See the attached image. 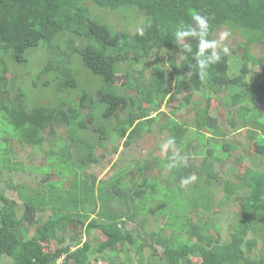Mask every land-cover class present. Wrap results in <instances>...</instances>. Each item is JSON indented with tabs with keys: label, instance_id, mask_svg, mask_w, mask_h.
Segmentation results:
<instances>
[{
	"label": "trees",
	"instance_id": "trees-1",
	"mask_svg": "<svg viewBox=\"0 0 264 264\" xmlns=\"http://www.w3.org/2000/svg\"><path fill=\"white\" fill-rule=\"evenodd\" d=\"M95 9L136 16L143 27L134 34L117 30L93 19ZM197 13L208 18L210 35L227 29L245 40L244 47L261 46L259 56L247 58L250 67L238 81L230 80L225 52L218 53L220 60L208 68L204 81L190 75L198 69V43L192 37L177 43L175 32L180 26L193 27ZM35 49H47L57 59L32 76L35 89L57 82L56 94L45 91L42 96L55 97L50 104L35 101L12 75V67L33 64L28 54ZM154 52L162 67L156 66L149 78L120 67H135ZM163 54L171 57L169 63L177 55L183 60L170 68ZM74 56L103 78L99 100L87 90L76 102L58 99L80 85L71 67ZM123 78L135 95L121 94ZM223 91L228 93L222 102L229 112L227 127L245 132L248 144L226 140L228 132L212 113L220 107L213 109V100ZM171 94L184 97L177 111L184 103L193 105L196 116L191 123L170 117L165 157L156 154L155 148L162 146L155 141L151 151L140 153L128 167L111 159L103 163L106 156H99L98 148L113 146L116 153L121 141L130 148L153 133L158 120L151 113L167 104ZM196 95L205 102L194 100ZM263 105L264 0H0V261L93 264L100 254L107 264H130L133 253L142 256L150 249L148 264H264ZM163 131L160 126L159 134ZM249 145L255 146L249 157L253 155L256 169L247 168L243 177L234 173V166L224 173L217 169L216 163L224 164L238 150H243L237 157L243 163ZM26 149L32 151L27 159ZM38 156L47 158V165L36 164L44 178L16 182L14 173L23 172L25 161ZM198 156H204L200 163ZM92 165L109 171L100 178ZM5 171L9 177L2 176ZM182 180L187 181L183 186ZM245 190L234 231L223 240L213 211ZM219 192L224 194L216 204L213 197ZM196 215L207 219L198 224ZM84 221L85 242L72 234ZM160 221L165 224L159 226ZM94 231L104 237L97 247L90 239ZM260 240L261 253L253 255ZM157 250L164 251L162 257Z\"/></svg>",
	"mask_w": 264,
	"mask_h": 264
},
{
	"label": "rangeland",
	"instance_id": "rangeland-1",
	"mask_svg": "<svg viewBox=\"0 0 264 264\" xmlns=\"http://www.w3.org/2000/svg\"><path fill=\"white\" fill-rule=\"evenodd\" d=\"M91 17L93 19L97 18L100 19L101 21H107L111 26L115 27L117 30H125L127 32H130L132 34L137 33L139 29L143 27V21L138 20L135 21L136 16H132L130 14L126 13H117L111 10H101V9H95L91 13ZM96 19V20H97ZM195 26V25H194ZM193 26V27H194ZM195 43H199L198 39H194ZM206 39L210 42L214 43L215 50L217 53L219 52H225L228 54L229 57V66H230V80L232 82H236L239 80L241 76H243L248 68L250 67V63L247 61V58L255 55L259 56L262 53V48L259 45H254L252 47H244L245 40L240 37V36H233V33H231L227 29H221L215 35H210L209 33L207 34ZM165 55V54H163ZM156 53L154 52L152 56H150L148 59H143L141 60L135 67L131 68V64H122L120 67L131 70L132 72L135 71L136 76H144L145 78H149L150 74L153 72L154 68L156 66L162 67V63L160 61L156 60ZM166 56V55H165ZM29 59L34 58L33 64L31 65H21V66H14L13 68V73L12 75L16 77L18 80V84L23 88L24 91L28 92L35 101L38 102V99H42V104H50L52 102L56 101L55 97H48L44 96L45 91L48 93L56 94L57 93V82L53 84L50 88L44 90L41 86L38 89L34 88L33 82L35 81L32 76H35L37 73V70H41L43 66L47 63L49 60H57L55 57L47 50V49H35L33 51H30L28 54ZM171 58V57H170ZM166 56L165 63L168 65V67H172L171 64L175 63L174 65H179L183 58L176 56V59L172 63H169V59ZM71 67L73 69L74 74L76 75V78L79 80V87L77 89H74L73 92L69 93L68 91H63L62 93L58 94V99H66L69 102H76L79 99V96L83 90H87L89 92L93 93V96L95 97L96 100L100 99L99 95V90L103 87L104 85V80L102 77L95 75L92 73L90 70L85 68L83 66L82 59L79 58L78 56H74L71 60ZM259 68L257 67L256 70ZM199 69L193 70L192 73L190 74L192 77L199 78L198 75ZM50 77L54 76L56 77L57 73H50ZM124 76V75H121ZM46 78V77H45ZM45 78H43V81H45ZM123 82L119 84V91L121 94L127 95V96H132L135 95V92L132 91V89L129 88V86H126L125 84H128L129 79L128 78H123ZM128 81V82H127ZM173 94V93H172ZM172 94L170 97L167 99V104H164L160 110L158 111H153L151 113L152 118H156L158 120L157 126L154 127L153 133L148 135L140 145H133L130 148H127L124 146V141H121L120 143V148L119 151L114 153V148L115 147H110L109 150L106 149H100L98 148L97 154L99 156L101 154H104L106 156L105 159H102V162L105 163L106 159H111L113 163H116L117 165H121L123 167H128L130 162H132L136 157H139L140 153L141 155L145 156L147 152L153 147L155 144V141L157 145L162 146V150L160 149L158 151L157 148H155L156 154L159 156L165 157L166 151L165 149L167 148V141L169 140L171 134L169 131H171L170 126L172 125L169 121L172 117L173 119H177L179 121L183 122H189L191 123L192 120L196 116V111L193 109L192 106H187L185 103L180 111L176 110V107L181 105L183 103V95H175L172 97ZM225 91H223L222 94L219 95V99L216 98L212 102V108L216 109V106H220L219 109L217 110H212V113L218 117L220 121V126L223 129H226L228 132V137L226 140H230L231 138L235 143L237 144H248V139L247 135L245 132H233V128L230 129L228 128V118H229V112L227 109L222 106V102L224 101L225 95H227ZM194 100H200L203 103L205 102L203 100V97L200 95H196ZM221 103V105H220ZM72 103H69V106ZM68 108H72L69 107ZM264 109V105L262 106ZM87 111H84L86 113ZM89 122H91V119L87 118ZM188 123V124H189ZM163 126L164 131L162 132V135L159 134V127ZM62 129V128H60ZM96 128L94 127L92 130H95ZM158 129V130H157ZM164 133V134H163ZM88 139L93 140L90 135L87 136ZM162 141V142H161ZM162 144H161V143ZM223 143V141L221 142ZM107 145H109L106 142ZM158 147V146H157ZM164 147V148H163ZM247 146V148H249ZM255 146L253 145L250 147V151L248 150L246 154H248V157L246 156V159L243 163H239L237 160V157L239 154L243 153V150H238L237 152H234L232 157L226 161L224 164H216L217 169H220L222 173L226 172L230 166H234L235 170L234 173H236L239 177H243L246 175V169L247 168H252L256 169L257 166L256 164H252L251 159L253 157L251 154L254 152ZM151 151V150H150ZM251 152V153H250ZM32 153L31 150L26 149L24 153V158H28L29 155ZM149 155V154H147ZM142 156V157H143ZM223 155L220 156L222 158ZM144 158V157H143ZM193 159H195V156H192ZM204 158V156L197 157L198 163L201 162V160ZM253 160V159H252ZM30 162H35L34 164L30 165ZM209 162H212L211 159H209ZM25 164L27 167L23 172H16L14 173V180L16 182H28L31 183L33 180L35 181H41L44 177L42 174L38 172V164L40 166L47 165V158L43 156H38L35 159H29L25 161ZM37 164V165H36ZM111 166V165H110ZM92 165L90 169H93L92 172L97 173L100 178H103L106 173L109 171V168L106 167H94ZM171 172H169L170 174ZM2 176L9 177V171H5ZM53 179V178H51ZM233 179V178H232ZM234 180V179H233ZM58 181V180H56ZM58 182H62V179H60ZM222 189V187H221ZM223 192H219L218 194L214 195L213 199L214 202L217 204V200L223 196ZM246 194V190L241 192L240 191L234 196L232 202H227L225 206L222 207V209L217 208L214 209L212 216L214 217V223L217 225H220V230L219 233L221 234L223 240H229L231 237V234L234 231V228L236 226L237 222V213L240 212V208L242 205L241 198ZM47 219V217H44ZM202 219H207V217L201 216L198 217L196 215L195 221L196 223L200 224ZM89 221V220H88ZM85 222V221H84ZM88 222H85L83 225H79L77 228H72L73 233H78V238L82 239L83 242L87 241V234L85 232L86 226ZM165 224L163 221H160L159 226ZM133 225H128V228H131ZM212 234L215 235L217 233L216 228L211 229ZM34 231V229L32 230ZM92 234V237H90L93 246L97 247L100 245V242L104 237L102 238V233L99 231H94ZM261 245L262 242L260 240V246L258 247V242H256L255 245H253L254 248V253L253 255H257L261 253ZM258 247V248H257ZM261 247V248H260ZM257 248V249H256ZM160 256L162 257L164 251L163 250H157L156 251ZM109 253V251H107ZM153 252L150 249H145V251L142 253V256L139 254L133 253L134 260L130 264H148V260L151 258V255ZM164 259L162 260L163 263ZM93 264H107L103 259L102 255L96 254L92 258ZM0 264H13L12 260L8 257H4L1 261ZM164 264V263H163Z\"/></svg>",
	"mask_w": 264,
	"mask_h": 264
},
{
	"label": "clouds",
	"instance_id": "clouds-1",
	"mask_svg": "<svg viewBox=\"0 0 264 264\" xmlns=\"http://www.w3.org/2000/svg\"><path fill=\"white\" fill-rule=\"evenodd\" d=\"M192 20L195 22V26L188 28H184L183 26L178 27L175 32V39L177 43L188 37L198 39L199 43L198 50L196 52V66L199 69L198 75L200 80L204 81L208 75V68L212 64L217 63L220 60V56L215 50L214 43L206 39L209 27L208 18L197 13L193 15ZM141 35H143L142 31ZM209 49H212L211 54L207 55L206 53ZM168 143L172 144L173 141H169ZM185 183H187V181L182 180L181 186H183Z\"/></svg>",
	"mask_w": 264,
	"mask_h": 264
},
{
	"label": "built area",
	"instance_id": "built-area-1",
	"mask_svg": "<svg viewBox=\"0 0 264 264\" xmlns=\"http://www.w3.org/2000/svg\"><path fill=\"white\" fill-rule=\"evenodd\" d=\"M61 263V262H60ZM60 263H58V264H60Z\"/></svg>",
	"mask_w": 264,
	"mask_h": 264
},
{
	"label": "crops",
	"instance_id": "crops-1",
	"mask_svg": "<svg viewBox=\"0 0 264 264\" xmlns=\"http://www.w3.org/2000/svg\"><path fill=\"white\" fill-rule=\"evenodd\" d=\"M217 164V163H216Z\"/></svg>",
	"mask_w": 264,
	"mask_h": 264
}]
</instances>
